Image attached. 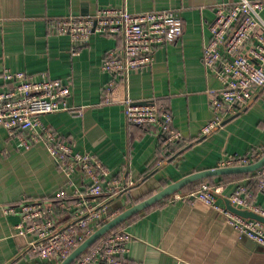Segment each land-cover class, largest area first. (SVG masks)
I'll return each mask as SVG.
<instances>
[{
	"label": "crops",
	"instance_id": "crops-1",
	"mask_svg": "<svg viewBox=\"0 0 264 264\" xmlns=\"http://www.w3.org/2000/svg\"><path fill=\"white\" fill-rule=\"evenodd\" d=\"M237 1L0 0V86L5 85V68L70 83L68 109L46 114L42 120L68 139L75 151L94 152L110 168L107 179L117 180L119 193L107 208L106 217L112 216L107 221L190 173L219 167L224 156L264 150V87L249 107L237 108L210 133L202 131L214 116L210 89L221 87L216 74L204 65L203 46L211 35L215 7ZM106 6L130 12L176 9L185 26L182 39L160 48L152 66L132 72L127 83L118 80L111 104L102 102L103 87L111 79L102 62L119 39L93 34L89 43L76 46L68 35H55L49 26L70 15L96 14ZM261 15L264 19V9ZM126 96L139 104L167 103L187 145L165 158L160 153L163 140L155 127L127 121L122 103ZM25 135L22 131L11 135L0 126V264H59L57 259L44 261L29 253L31 237L19 233L21 215L8 213L6 208L23 201L54 204L61 190L70 202L76 189L85 191L89 180L78 172L69 185L46 144L39 142L27 149L20 140ZM250 180L247 175L240 182L251 191L252 206L264 215V192L253 195ZM235 183L218 189L222 206L228 207L227 195ZM191 186L119 225L118 229L132 235L127 258L140 264H264V246L239 234L220 211L189 198L186 194ZM108 194L105 191L103 197ZM121 201L125 204L119 208ZM57 207L55 219L63 226L70 214Z\"/></svg>",
	"mask_w": 264,
	"mask_h": 264
},
{
	"label": "built area",
	"instance_id": "built-area-1",
	"mask_svg": "<svg viewBox=\"0 0 264 264\" xmlns=\"http://www.w3.org/2000/svg\"><path fill=\"white\" fill-rule=\"evenodd\" d=\"M263 9L264 0H239L215 7L211 35L203 46V61L207 71L216 74L221 87L210 89L214 116L203 127V134L220 127L237 108L249 107L264 87ZM49 26L55 35H68L76 46L89 43L93 34L119 39L102 62V69L111 75L102 91L104 104L115 102L112 92L118 80L127 83L132 72L152 66L156 52L180 41L185 27L176 9L130 12L124 7L112 6L101 7L93 15L63 17L51 21ZM2 78L5 85L0 86V126L11 135L25 132L20 140L27 149L39 142L46 144L57 167L68 177L69 185L73 184L78 172L89 180L85 191L76 189L75 198L70 202H66V192L61 190L54 204L42 200L23 201L6 208L8 213L21 215L19 233L31 237L29 253L44 261L57 259L60 262L112 217H106V212L118 197L117 180L107 179L111 170L96 153L75 151L68 139L43 123L44 115L68 109L69 82L47 74L33 77L8 68L3 70ZM122 103L127 121L154 126L167 150L171 151L173 143L184 139L174 126L173 112L167 103L155 100L139 104L129 96L123 98ZM262 153L224 156L219 167L250 164L261 158ZM256 174L259 191L264 192V167ZM105 191L110 194L103 197ZM186 195L220 211L239 234L264 246V222L244 217L219 204L216 185L204 182L199 189ZM251 198V191L241 182L229 197L233 206L262 214L252 206ZM57 205L70 214L63 226L55 219ZM131 238V234L119 229L93 244L72 264H140L127 258Z\"/></svg>",
	"mask_w": 264,
	"mask_h": 264
},
{
	"label": "water",
	"instance_id": "water-1",
	"mask_svg": "<svg viewBox=\"0 0 264 264\" xmlns=\"http://www.w3.org/2000/svg\"><path fill=\"white\" fill-rule=\"evenodd\" d=\"M264 167V154L257 161L245 164V165H235V166H225L216 167L210 169L199 170L190 173L179 180L172 182L165 186L163 189L159 190L155 194L149 196L148 198L134 203L133 205L121 210L119 214L111 218L109 221L104 223L102 226L97 228L90 236H88L78 247H76L67 257L63 258L59 264H72L79 256H81L85 251H87L96 241L107 234L109 231L121 225L123 222L131 218L133 215L145 210L146 208L156 204L157 202L167 198L168 196L182 190L186 186L202 181L210 177L223 176L227 174L235 173H251L256 172ZM240 182L234 184L232 189L227 195L228 208L233 212L242 215L244 217H250L264 222V215L259 214L253 210L240 209L231 204L229 197L237 190ZM119 208L124 206V202L121 201Z\"/></svg>",
	"mask_w": 264,
	"mask_h": 264
},
{
	"label": "trees",
	"instance_id": "trees-1",
	"mask_svg": "<svg viewBox=\"0 0 264 264\" xmlns=\"http://www.w3.org/2000/svg\"><path fill=\"white\" fill-rule=\"evenodd\" d=\"M132 124H137V123H132ZM137 125H140V126H145V125H142V124H137ZM147 126V125H146ZM148 127H154V126H152V125H148ZM161 138H162V140H163V137L161 136ZM183 145H187V143H184V139L183 140H181V141H179V142H176V143H173L172 144V149H171V151H169V150H167V148H160L161 149V151H160V153L162 154V155H164V157L165 158H171L172 156H174L175 154H177L181 149H182V147H183ZM258 150H251V152H248V153H246V155H249V154H253L254 152H257ZM262 152L264 153V150H262ZM262 153V154H263ZM257 171L256 172H251V173H235V174H227V175H223V176H216V177H210V178H207V179H205V180H202V181H197V182H194V183H192V184H190V185H188V186H191V185H194V186H191V187H193L192 188V190H197V189H199L202 185H203V183L204 182H209V183H212V184H214V185H216L217 186V188L219 189H223V188H225V186L228 184V183H234V182H240V181H242L247 175L249 176V175H251L252 176V178H251V180H250V184H254L253 186H252V190H253V195L254 194H256V192L257 191H259V188H258V186H257ZM216 178H220V180L217 182L215 179ZM188 186H186V187H188ZM185 187V188H186ZM184 189V188H183ZM155 194V193H154ZM151 195H153V194H150L149 196H151ZM148 196V197H149ZM148 197H144L142 200H144V199H146V198H148ZM142 200H140V201H142ZM140 201H138V202H140ZM152 206H154V205H152ZM152 206H150V207H152ZM149 208V207H148ZM135 215H137V214H135ZM134 216V215H133ZM132 216V217H133ZM131 217V218H132ZM119 228V226L118 227H116V228H114L113 230H111V231H109L107 234H105L103 237H101L98 241H96L95 242V244H97V243H99L100 241H102V239H104L105 237H107V236H109V235H111L112 233H115L117 230H119L118 229Z\"/></svg>",
	"mask_w": 264,
	"mask_h": 264
}]
</instances>
